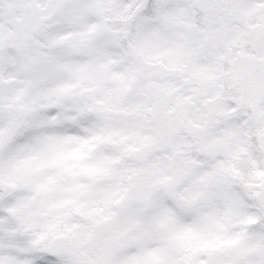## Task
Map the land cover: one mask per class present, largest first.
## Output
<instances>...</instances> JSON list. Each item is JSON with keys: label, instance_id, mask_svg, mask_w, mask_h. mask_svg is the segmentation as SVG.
I'll return each instance as SVG.
<instances>
[{"label": "snow or ice", "instance_id": "snow-or-ice-1", "mask_svg": "<svg viewBox=\"0 0 264 264\" xmlns=\"http://www.w3.org/2000/svg\"><path fill=\"white\" fill-rule=\"evenodd\" d=\"M0 264H264V0H0Z\"/></svg>", "mask_w": 264, "mask_h": 264}]
</instances>
